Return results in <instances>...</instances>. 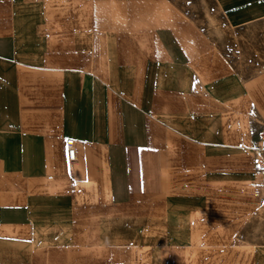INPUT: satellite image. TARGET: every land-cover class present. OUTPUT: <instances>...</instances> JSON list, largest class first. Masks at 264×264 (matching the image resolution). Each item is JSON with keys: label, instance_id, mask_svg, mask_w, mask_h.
<instances>
[{"label": "crops", "instance_id": "0c3cea01", "mask_svg": "<svg viewBox=\"0 0 264 264\" xmlns=\"http://www.w3.org/2000/svg\"><path fill=\"white\" fill-rule=\"evenodd\" d=\"M212 2L0 0V264H264V0Z\"/></svg>", "mask_w": 264, "mask_h": 264}, {"label": "rangeland", "instance_id": "374dc122", "mask_svg": "<svg viewBox=\"0 0 264 264\" xmlns=\"http://www.w3.org/2000/svg\"><path fill=\"white\" fill-rule=\"evenodd\" d=\"M181 1L189 4L191 8L196 9L197 11H199L198 9L200 8H211L210 11H208L209 13V15H207L209 16L208 19L211 20L210 23L212 26L215 24L218 27L220 17L218 15V11L215 9L216 6L212 2V0H181ZM239 57L240 60L242 61L247 59L246 56H244L243 54L240 55ZM245 66L254 68L257 65L246 64ZM246 231L250 234V237L255 233L263 232V235H261L257 240H254L252 238L251 240L257 243V245L260 246L262 249H264V184L259 192V205L256 214L253 217L252 221L248 224Z\"/></svg>", "mask_w": 264, "mask_h": 264}, {"label": "built area", "instance_id": "2783aa9c", "mask_svg": "<svg viewBox=\"0 0 264 264\" xmlns=\"http://www.w3.org/2000/svg\"><path fill=\"white\" fill-rule=\"evenodd\" d=\"M76 143V139L72 137L67 139L68 155L71 161L76 159ZM252 151L254 153L257 170L264 177V132L261 134L257 144L252 147Z\"/></svg>", "mask_w": 264, "mask_h": 264}]
</instances>
